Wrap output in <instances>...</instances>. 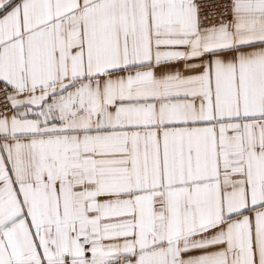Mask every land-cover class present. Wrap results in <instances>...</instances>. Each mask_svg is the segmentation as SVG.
Masks as SVG:
<instances>
[{"label": "snow or ice", "instance_id": "6c2138e0", "mask_svg": "<svg viewBox=\"0 0 264 264\" xmlns=\"http://www.w3.org/2000/svg\"><path fill=\"white\" fill-rule=\"evenodd\" d=\"M0 264H264V0H0Z\"/></svg>", "mask_w": 264, "mask_h": 264}]
</instances>
